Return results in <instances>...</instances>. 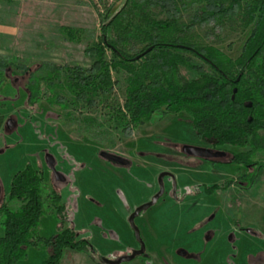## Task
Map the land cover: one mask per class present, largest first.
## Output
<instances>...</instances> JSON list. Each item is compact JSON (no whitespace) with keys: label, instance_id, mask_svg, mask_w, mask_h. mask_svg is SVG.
<instances>
[{"label":"rangeland","instance_id":"rangeland-1","mask_svg":"<svg viewBox=\"0 0 264 264\" xmlns=\"http://www.w3.org/2000/svg\"><path fill=\"white\" fill-rule=\"evenodd\" d=\"M124 2L0 0V25L13 31L0 32V63L7 67L0 72L4 79V84L0 82V207L7 204L12 211L20 207V202L9 198L12 180L27 166L33 167L43 177L45 215L37 230L41 243L59 233L57 204L52 201L56 193L61 198L58 206H64L70 218L67 227L80 235L77 241L88 240L95 251L66 248L59 264H106L104 260L118 261L140 249L129 217L158 194L159 176L168 172L177 176V199L172 195V180L166 178L163 197L135 221L152 260L139 256L124 264H264V178L249 188L247 182L240 183L245 168L228 164L232 155L247 149L214 147L211 141L200 139L186 113L168 115L122 134L106 131L110 124L106 125L103 105L92 111L63 110L45 100L34 107L27 105L28 73L41 65L90 66L87 47L98 41L100 25ZM189 19L190 14L184 13V21ZM64 28L81 30L80 41H69ZM251 29L244 30L235 19L219 28L198 26L189 37L198 46L214 47L237 59ZM193 60L203 65L201 60ZM25 67L29 68L27 74L22 73ZM197 76L181 71L187 80ZM123 91V83L116 86L113 101L122 100ZM87 118L97 119L92 130H85L83 120ZM93 132L103 133L113 143L98 145L89 139ZM187 147L209 154L196 155ZM104 152L122 157L127 165L104 160ZM47 155L55 158L56 171L64 181L56 179ZM258 159L264 161V152ZM212 188L215 193L208 194ZM224 208L235 216L237 227L241 221L257 237L235 233ZM2 222L0 215V237L4 235ZM47 258L46 249L32 248L17 264H44Z\"/></svg>","mask_w":264,"mask_h":264},{"label":"trees","instance_id":"trees-1","mask_svg":"<svg viewBox=\"0 0 264 264\" xmlns=\"http://www.w3.org/2000/svg\"><path fill=\"white\" fill-rule=\"evenodd\" d=\"M184 13L190 14L189 21H184ZM235 19L244 30L252 28L237 59L214 47L198 46L189 37L198 26L219 28ZM63 31L69 41H80L81 30ZM85 55L91 60L87 68L41 65L29 72L25 67L22 73L30 74L27 105L34 107L45 100L71 111H92L103 105L110 127L100 126L122 134L168 115L186 113L200 139L211 141L214 147L247 149L228 161L245 168L240 183L247 182L252 188L264 178V161L258 159L264 152V0H125L102 22L98 41L87 47ZM6 68L0 63V72ZM182 69L198 76L184 79ZM122 83L123 99L113 101L116 86ZM234 89L237 93L232 100ZM246 102L253 104L251 109L245 108ZM83 121L90 125L85 130L97 123L95 118ZM89 139L98 145L113 143L103 133L93 132ZM42 184V172L31 166L14 176L9 198L21 205L16 211L7 204L0 207L4 227L0 264H17L32 248L48 251L44 264H59L66 248H90L95 253L88 240L77 241L80 235L67 227L70 218L65 207L58 206L61 198L56 193L52 201L57 204L59 233L41 243L37 230L45 215ZM214 191L206 190L208 194Z\"/></svg>","mask_w":264,"mask_h":264},{"label":"water","instance_id":"water-1","mask_svg":"<svg viewBox=\"0 0 264 264\" xmlns=\"http://www.w3.org/2000/svg\"><path fill=\"white\" fill-rule=\"evenodd\" d=\"M181 48H186V47H182L181 46ZM187 49H190V48H187ZM139 58L140 57H137L136 60L139 59ZM239 81H240V78H238L236 82H239ZM236 93H237V89H234L233 90L232 100L235 99ZM244 106L247 109H251L253 104L251 102H246L244 104ZM248 121L251 122L252 118L250 117ZM187 150L189 152H191V153L196 154V155H208L209 154L208 151H204V150H201L199 148H194V147H187ZM101 157L104 160H106L108 162H111L112 164H115V165H120V166L127 165V161L125 159H123L122 157H120V156H116V155L104 152V153H101ZM46 161H47L48 166L50 167V169L54 173L56 179L58 181H64V177L59 172L56 171L55 158L52 155H47L46 156ZM166 177H173V175L171 173H168V172L162 173L159 176V179H158V183H159V187H160V191L158 192V194H156L153 197V199L151 201H149L148 203L138 207L132 213V215L129 217V224H130V226H131V228H132V230L134 232L135 238L137 239L138 243L140 244V249L138 251H135L133 255L123 257V258L119 259L118 261L104 260V262L106 264H124V263H127V262H131L134 259H136L137 257L142 256V255L145 254L146 247H145V244L143 243V241L141 239V234H140V231H139L138 227L136 226L135 221L141 215L142 212L147 211L148 209H150L152 206H154L163 197V195L165 193L164 179ZM176 190H177V185H176V182L174 181V191L176 192Z\"/></svg>","mask_w":264,"mask_h":264},{"label":"crops","instance_id":"crops-1","mask_svg":"<svg viewBox=\"0 0 264 264\" xmlns=\"http://www.w3.org/2000/svg\"><path fill=\"white\" fill-rule=\"evenodd\" d=\"M0 32H2V33H10V34H12L13 33V31H11L10 29H8V27H6V26H1L0 25ZM222 196V198L224 197L223 195H220V197ZM224 201V200H223ZM227 211V208L225 209L224 208V212H226ZM227 213H228V211H227ZM228 215L230 216V219H232V222H233V227H234V232L235 233H237V231H239L238 233H239V235L241 236V237H243V238H248V237H257V233L253 230V229H250L249 227L248 228H246V227H244L243 226V224L241 223V221H239V225H238V227H237V225L235 224V221H236V219H235V216H233V215H230L229 213H228ZM246 228V229H245ZM234 239V240H233ZM232 240L235 242V241H237L236 240V238H234V237H232ZM135 246H132L131 248H134ZM191 249V248H190ZM147 250V249H146ZM147 254H148V250H147ZM192 254H194V255H196V252H193ZM247 254L250 256L251 254H250V252L249 251H247ZM247 255V256H248ZM148 257H149V259L150 260H152V256L151 255H149L148 254ZM173 264H174V262H173Z\"/></svg>","mask_w":264,"mask_h":264},{"label":"flooded vegetation","instance_id":"flooded-vegetation-1","mask_svg":"<svg viewBox=\"0 0 264 264\" xmlns=\"http://www.w3.org/2000/svg\"><path fill=\"white\" fill-rule=\"evenodd\" d=\"M172 175H173V174H172ZM173 177H174V178H173ZM173 177H166V178L171 179V180H172V184L174 185V181L177 180V176H174V175H173ZM166 178H165V179H166ZM165 179H164V180H165ZM176 185H177V184H176ZM172 195L174 196L175 199H177V195L175 194V191H174V193H173ZM136 241H137V239H136ZM137 243H138V241H137ZM138 245H139V247H140V244H139V243H138ZM146 253H147V250H146L145 254L142 255V256H146V258L148 259L149 257H148V255H147Z\"/></svg>","mask_w":264,"mask_h":264}]
</instances>
